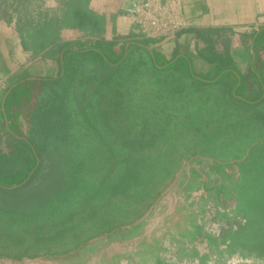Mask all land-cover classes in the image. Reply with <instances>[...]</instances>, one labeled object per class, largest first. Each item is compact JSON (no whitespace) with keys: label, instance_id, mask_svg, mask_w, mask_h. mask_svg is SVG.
<instances>
[{"label":"trees","instance_id":"obj_1","mask_svg":"<svg viewBox=\"0 0 264 264\" xmlns=\"http://www.w3.org/2000/svg\"><path fill=\"white\" fill-rule=\"evenodd\" d=\"M63 4L60 15L40 13L22 24L24 49L32 57H56L59 70L20 78L6 89L5 101L17 89L18 117L27 121L24 138L36 157L21 159L19 138L7 137L13 148L3 150L6 130L0 123V166L12 163L16 144L18 161L30 165L27 178L0 183V256L92 252L100 237L140 236L164 190L189 161L191 177L182 184L195 192L205 189L220 204L232 194L237 204L221 205L219 213L232 211L246 219L225 232L222 239L229 243L223 250L264 259L263 94L256 102L254 91L246 97L245 80L236 71L222 70L210 82H197L181 71L189 64L184 55L160 63L152 38H95L106 30L107 20L90 8V0ZM65 28L81 30L85 37L61 41ZM257 75L264 87V68ZM43 159L52 168L60 165L61 178L51 182L52 191L35 194L33 189L44 185L38 178ZM205 162L220 182L201 178L205 172L193 164ZM233 162L239 164L237 179L227 170ZM17 193L36 196L17 203L10 199ZM207 233V249L218 248L222 239ZM201 234L202 227L194 224L180 237L197 243ZM200 250L195 244L201 257ZM156 264L165 263L158 259Z\"/></svg>","mask_w":264,"mask_h":264},{"label":"rangeland","instance_id":"obj_2","mask_svg":"<svg viewBox=\"0 0 264 264\" xmlns=\"http://www.w3.org/2000/svg\"><path fill=\"white\" fill-rule=\"evenodd\" d=\"M111 1L112 6H118L121 0ZM26 2L27 5L24 8L25 16L27 18H34L40 13L60 15L65 0H26ZM2 3L3 0H0V11L3 8L1 7ZM98 36L112 39L105 34L94 37L97 38ZM83 37H85V34L78 35L77 33H71L69 37L66 38L78 39ZM153 50L160 63L171 59L157 52L155 48H153ZM41 62L42 61L37 62L28 67L24 64L16 72H7L5 78L0 80V123L5 124L6 130L4 142L1 147L6 152H9L13 148L11 146L12 140H9L10 143H8L6 138H19L23 143L21 159L24 161L28 155L33 154L36 157V152L33 145L28 143L24 138L26 135L25 129L27 128V121L25 118L18 117L20 113H17V89L13 90L8 96L7 101H5L6 95L8 94L6 89L10 82L14 84L20 78L41 77L42 75L39 76V74L54 75L58 72L59 64L57 61H52L48 69H45L46 65L43 66ZM181 71L200 83L210 82L216 77L214 76V72L207 73L205 69L197 68L195 65L191 64L190 61L189 64L181 67ZM15 73L17 78L15 79V77H13L10 79ZM19 74H23L22 77L20 76V78H18L17 75ZM12 103L16 104L13 108H11ZM12 159L13 161L11 164L0 166L1 184L10 185L21 178H27L26 171L30 168V165L18 161L17 144L16 150L12 153ZM43 161L42 170L40 171L41 174L38 178H44V185L41 183L40 186L35 187L32 191L35 194L42 189L49 191L52 188L50 185L54 178H61L59 175L61 171L60 165L52 168L50 163L48 161L46 162V159H43ZM30 164H34V161L31 160ZM207 167L206 163L196 165L199 173L206 170ZM227 170L235 179L240 175L239 164L237 163L233 162ZM210 174L212 176L215 173L209 172L207 175H203V178L209 177ZM190 177V165L189 161H186L179 169L172 182L164 190L154 215L150 217L149 223L147 222L148 224L144 226L143 234L140 236L128 241L110 242L105 239L101 241L98 240L95 242L96 248L92 252L84 249L82 252H74L65 256H52L51 258L42 256L47 262L41 264H156V260L158 259L165 264H264V259L259 256L243 255L241 252L230 254L228 251L223 250V248L228 245L229 240H223L222 238L225 232L235 230L231 224L233 215L236 216V214L230 211L226 216H221L219 210L222 208H220V206L222 205L223 207L224 205L222 203L220 204L219 200H216L212 195L199 201L197 204L194 203L193 200L198 195L197 193H199V191L194 193L195 190H188V188L182 184L183 179ZM35 194L17 193L12 195L10 199L19 203L22 199H25V197H30V195L35 197ZM225 198L226 205L224 207H229L237 203V198L232 194L229 196L225 195ZM201 208L203 212H201L202 215H200ZM208 214L225 223L221 235L219 237L216 236L218 239H222L219 244L220 246L218 248H213V250L211 248L207 249L209 241L208 236L210 235L207 232L214 233L212 226L209 225L210 219ZM202 216L204 228L199 238L200 241L198 239L197 243H190L188 241L187 243L185 240H182L180 233L186 231L189 226L193 229V220H200ZM195 244L201 248V257L194 251ZM25 259L27 258L14 260L10 257L0 256V264H25Z\"/></svg>","mask_w":264,"mask_h":264},{"label":"crops","instance_id":"obj_3","mask_svg":"<svg viewBox=\"0 0 264 264\" xmlns=\"http://www.w3.org/2000/svg\"><path fill=\"white\" fill-rule=\"evenodd\" d=\"M135 1L139 0H121L118 6H112L111 0H90V8L107 20L103 34L111 38L115 35L152 38L151 47L160 54L170 58L184 55L191 64L207 73L214 72V76L222 70L236 71L245 80L246 97L254 91L252 101L256 102V98L262 100L260 96H264V87L257 73L264 68V0H146L150 7L144 9L141 6L137 11H131ZM26 5V0H3L1 5L0 80L7 72H16L24 64L28 67L42 61L48 69L51 62L56 61V57H32L24 49L21 29L27 19L24 13ZM153 18L169 23L179 21L181 25L156 30L150 25ZM71 33L85 34L81 30L65 28L61 41ZM252 73L254 75L250 77ZM15 75L10 79H16ZM22 75L17 76L20 78ZM235 78L237 81L238 77ZM263 143L261 140L259 145ZM251 149L249 146L247 151ZM210 161L213 162V158ZM221 179L217 174L204 178L213 182ZM187 229L192 230V227Z\"/></svg>","mask_w":264,"mask_h":264},{"label":"bare ground","instance_id":"obj_4","mask_svg":"<svg viewBox=\"0 0 264 264\" xmlns=\"http://www.w3.org/2000/svg\"><path fill=\"white\" fill-rule=\"evenodd\" d=\"M134 1V0H133ZM143 7L144 9H147L148 7H150V4L148 1L146 0H139V1H135L132 5V7L130 8L131 11H137L138 8ZM127 9V8H126ZM136 13V12H134ZM133 13V14H134ZM152 27H154L156 30L157 29H167L168 27H172V28H178L180 27L181 23L179 21H172V22H167V21H160L157 18H153L151 20V24ZM141 31V30H140ZM143 31V30H142ZM145 31V30H144ZM209 215V214H208ZM216 215V214H215ZM207 217V216H206ZM226 218V217H225ZM209 219H210V226H212V230L214 233L210 232L213 236H217L219 237L223 231V227L225 226V223L221 220H219L216 217H213L211 215H209ZM232 224L231 226L234 229H237L241 224H244L246 222V219L241 216V215H233V219H232ZM211 228V227H210Z\"/></svg>","mask_w":264,"mask_h":264},{"label":"flooded vegetation","instance_id":"obj_5","mask_svg":"<svg viewBox=\"0 0 264 264\" xmlns=\"http://www.w3.org/2000/svg\"><path fill=\"white\" fill-rule=\"evenodd\" d=\"M209 160H211V158L210 159H208L207 161H209ZM207 165H208V162H205ZM197 164H200V163H196V164H193V166H195V168H196V165ZM201 164H203V163H201ZM189 165H190V163H189ZM191 167V166H190ZM197 169V168H196ZM202 172H205L204 174H208L210 171H209V169H206V170H204V171H202ZM204 174H202V177L201 178H203V175ZM206 178H212V176H211V174L209 175V177L207 176ZM200 190H201V192H200ZM199 190V193H197V192H194V193H197V194H200V195H203L204 193V195H205V197H202V198H200L201 196H196L195 198H194V200H193V202L194 203H198L199 201H201V200H204V199H206V198H208L210 195H213L212 193H207V192H204L205 191V189H203V188H201ZM216 199V198H215ZM225 196H224V200H221V202H222V204L225 206L226 205V203H225ZM217 200V199H216ZM158 204L159 203H157V205H156V208H157V206H158ZM237 204V203H236ZM235 204H233L232 206H227V207H224V208H227V209H230L231 207H233ZM155 208V209H156ZM221 208V207H220ZM155 209H154V211H153V214L152 215H154V212H155ZM201 211H200V215H202V208L200 209ZM202 212V213H201ZM232 212V211H231ZM150 213V211L148 212V213H146V215L143 217V218H145V217H147L148 216V214ZM236 215H238V214H236ZM142 220V219H141ZM150 220V219H149ZM194 222H193V226H194V224H196V225H198V226H201L202 227V230H203V228H204V226H203V224H204V220H203V216L201 217V219L200 220H198V219H195V220H193ZM148 223H149V221H148ZM147 223V224H148ZM107 240V241H109V239H108V236H104V237H100L98 240L99 241H101V240ZM182 240H185L186 242L188 241L187 239H183L182 238ZM110 242H113V241H110ZM188 243V242H187ZM83 250H81V251H78V252H82ZM74 253V252H73ZM56 256V255H55ZM57 256H65V255H57ZM52 257V256H51ZM51 257H49V258H51ZM14 259V258H13ZM24 259V258H23ZM14 260H22V259H14ZM156 261H158V260H156Z\"/></svg>","mask_w":264,"mask_h":264},{"label":"water","instance_id":"obj_6","mask_svg":"<svg viewBox=\"0 0 264 264\" xmlns=\"http://www.w3.org/2000/svg\"><path fill=\"white\" fill-rule=\"evenodd\" d=\"M249 152L247 153V155ZM236 162V161H234ZM47 261L43 257L27 258L25 259V264H41L46 263Z\"/></svg>","mask_w":264,"mask_h":264}]
</instances>
